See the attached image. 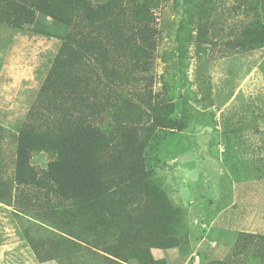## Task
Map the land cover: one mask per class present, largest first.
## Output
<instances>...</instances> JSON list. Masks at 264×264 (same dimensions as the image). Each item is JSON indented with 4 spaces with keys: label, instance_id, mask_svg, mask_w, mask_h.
Returning <instances> with one entry per match:
<instances>
[{
    "label": "trees",
    "instance_id": "obj_1",
    "mask_svg": "<svg viewBox=\"0 0 264 264\" xmlns=\"http://www.w3.org/2000/svg\"><path fill=\"white\" fill-rule=\"evenodd\" d=\"M163 1L0 0V25L58 41L38 93L50 114L45 117L40 104L39 112L33 107L28 114H40V121L6 122V137L0 134V145L12 149L13 185L0 176V201L14 197L23 204L29 198L24 189L44 188L63 202L67 228L96 235L113 257L111 264H157L150 250L175 249L183 232L182 210L143 172L140 155L152 132L144 123L155 118L156 127L166 126L152 74L159 33L154 11ZM182 1L186 20L179 27L196 23L187 42H194L199 55L214 41L211 16L225 2ZM229 1L228 11L240 16V24L229 30L234 36L222 49L236 54L264 49V0ZM184 123L183 116L175 120L177 131ZM259 135L264 147V132ZM40 152L50 160L39 176L29 162ZM47 198L43 201L50 208L54 203ZM239 239L242 250L261 240L245 261L264 263L263 236L239 234ZM63 242L70 246L64 256H50L47 263L73 260L71 245L78 243L71 234ZM31 250L28 261L42 264L41 249ZM25 257L14 263L26 264Z\"/></svg>",
    "mask_w": 264,
    "mask_h": 264
},
{
    "label": "rangeland",
    "instance_id": "obj_2",
    "mask_svg": "<svg viewBox=\"0 0 264 264\" xmlns=\"http://www.w3.org/2000/svg\"><path fill=\"white\" fill-rule=\"evenodd\" d=\"M223 2L211 16L214 41L199 55L194 42H187L196 23L179 27L186 20L182 0H164L154 11L159 33L153 88L158 108L165 107L161 117L166 126L156 127L155 118L144 123L152 132L140 155L143 172L183 212L179 246L150 250L157 264H254L245 256L261 240L242 250L239 234L264 237V147L259 135L264 132V49L244 54L222 49L234 36L229 30L240 24V16L228 11L232 2ZM57 45L56 39L0 25V134L6 137V122L40 121V114L28 116L33 107L45 117L50 114L38 93ZM180 116L185 123L177 131L174 122ZM7 145H0V176L11 184L12 149ZM49 160L40 152L29 163L40 176ZM23 191L29 197L23 204L14 197L0 201V264H16L19 255L26 256L22 262L34 264L36 259L28 261L34 248L41 249L42 264H59L46 259L64 256L68 234L78 244L71 245L73 260L61 259L60 264H111L113 257L96 235L67 228L57 197L44 188ZM46 196L54 203L50 208L43 201Z\"/></svg>",
    "mask_w": 264,
    "mask_h": 264
},
{
    "label": "crops",
    "instance_id": "obj_3",
    "mask_svg": "<svg viewBox=\"0 0 264 264\" xmlns=\"http://www.w3.org/2000/svg\"><path fill=\"white\" fill-rule=\"evenodd\" d=\"M153 255V254H152ZM153 257H155L154 255H153ZM156 259H157V257H155Z\"/></svg>",
    "mask_w": 264,
    "mask_h": 264
}]
</instances>
